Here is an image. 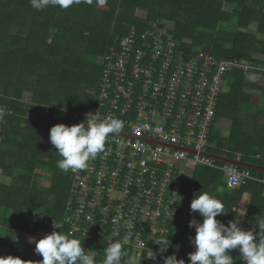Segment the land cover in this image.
Wrapping results in <instances>:
<instances>
[{"label": "trees", "instance_id": "obj_1", "mask_svg": "<svg viewBox=\"0 0 264 264\" xmlns=\"http://www.w3.org/2000/svg\"><path fill=\"white\" fill-rule=\"evenodd\" d=\"M138 11H145L146 16ZM252 24L255 33L247 30ZM133 25L140 30L171 32L178 49L187 55L202 50L249 62L252 68L248 73L237 68L225 75L216 114L217 120L230 111L235 127L246 125L240 114L251 94L245 88H264L250 77L264 75V0H92L91 4H74L68 9L49 6L42 11L33 9L29 0H0V256H19L28 264H37L42 256L35 252V243L24 241L23 235L38 240L45 229L54 230V219L63 223L61 231L71 233L66 207L73 177L70 171L57 167L62 157L49 144L50 129L58 123L80 121L68 113L67 103L73 111L97 106L103 66L96 57L118 48ZM92 87L95 94L87 95V88ZM27 90L33 93L28 102L24 100ZM263 111L264 102L251 112L256 116L251 117L248 128L239 131L233 126L228 137L214 123L208 152L235 159L239 156L264 167V144L259 141L264 131L256 123ZM217 164L223 167L226 162L217 160ZM239 167L250 169L253 178L237 188L227 186L220 168L198 165L193 170L170 217L167 256L175 253L187 264L188 253L195 251L190 243L195 228L189 227V221L202 222L203 218L191 211L190 204L200 191L224 203L226 213L217 219L226 225L246 207L247 224L264 221V169ZM44 172L52 175L46 178ZM43 179L50 184L45 185ZM72 235L102 264L107 241ZM124 249L132 257L134 248L124 245ZM231 255L234 264H245L238 251ZM144 264L163 261L148 258Z\"/></svg>", "mask_w": 264, "mask_h": 264}, {"label": "built area", "instance_id": "obj_2", "mask_svg": "<svg viewBox=\"0 0 264 264\" xmlns=\"http://www.w3.org/2000/svg\"><path fill=\"white\" fill-rule=\"evenodd\" d=\"M122 40L102 59L97 106L73 117L118 118L124 128L119 143L110 139L86 169L70 170L66 216L71 234L108 243L127 236L126 246L154 253L159 245L151 238L168 236L198 165L222 169L229 188L253 178L237 164L219 166L207 150L225 75L237 68L248 73L252 65L202 50L187 55L163 29L133 25Z\"/></svg>", "mask_w": 264, "mask_h": 264}, {"label": "clouds", "instance_id": "obj_3", "mask_svg": "<svg viewBox=\"0 0 264 264\" xmlns=\"http://www.w3.org/2000/svg\"><path fill=\"white\" fill-rule=\"evenodd\" d=\"M29 2L33 9L42 11L49 6L68 9L74 4H91L92 0H29ZM74 112L76 111H70L72 114ZM123 128L124 122L118 118L99 120L97 115L92 113L86 114L84 121L80 120L71 126L64 123L52 126L49 139L62 157L57 162L58 169L65 173L70 170L86 169L89 161L95 160L105 151L106 143L110 139L119 143L117 137ZM224 208V203L213 194L201 191L195 194L190 209L193 213H199L203 219L202 222L195 218L189 221V227L195 228V236L190 240L195 246V251L188 253L187 264H234L231 255L233 250L239 252L238 258L245 264H264V221H256L259 232L252 229L244 230L238 219L230 220L226 225L217 219L226 213ZM62 228L63 223L54 219L52 232L38 240L30 238V242L35 243V252L42 256V260L37 261V264H97L95 254L89 249L86 251L79 238L61 231ZM57 229L59 231H56ZM151 239L159 245L161 255L171 244L169 235L161 234L160 238ZM127 240V236L123 238V242L112 240L104 250L102 264H122V261L123 264H135V257H129L124 249ZM152 256L151 250L147 257ZM28 262L19 256H0V264ZM163 264H185V261L178 260L173 253L164 258Z\"/></svg>", "mask_w": 264, "mask_h": 264}, {"label": "rangeland", "instance_id": "obj_4", "mask_svg": "<svg viewBox=\"0 0 264 264\" xmlns=\"http://www.w3.org/2000/svg\"><path fill=\"white\" fill-rule=\"evenodd\" d=\"M137 14L138 15H140V16H146V12L145 11H138L137 12ZM180 21H182L181 19H180ZM249 28H252V29H249ZM247 30L249 31V32H256V26H250V27H248L247 28ZM225 31H227V30H225ZM224 34V33H223ZM185 39L186 40H188V39H190L189 37H185ZM80 56L82 55V53H80L79 54ZM103 57L104 56H101L100 57V55L98 56V57H96V61L99 63L100 61L102 62V59H103ZM102 64V63H101ZM84 89H85V87H84ZM93 90H94V92H93ZM83 93V92H82ZM81 93V94H82ZM86 94L88 95V94H95V87L93 88L92 87V90L91 89H88L87 88V92H86ZM32 95H33V93L30 91V90H27V92H26V94L24 95V100L25 101H31L32 100ZM66 107H68L66 110L68 111V113L70 114V111H72V106L69 104V103H67L66 104ZM226 113V112H225ZM228 113H229V111H228ZM227 114V113H226ZM225 119H227V120H225ZM216 123H218L217 124V126L219 125L220 126V129H221V133H222V135L223 136H229L230 135V133L232 132L231 131V129H232V127L234 126V117L231 115V113H229L228 115H227V117L226 116H223V117H221L220 118V120L218 121V122H216ZM215 123V124H216ZM70 124H72L73 125V123H70ZM69 126H71V125H69ZM235 127V126H234ZM223 128H224V130H223ZM235 129L236 130H240V129H242L241 131H244L245 129H243V126H241V125H239V126H237V127H235ZM224 133V134H223ZM49 144H51L50 142H49ZM52 145V144H51ZM208 155H210V156H212V155H214V154H212V153H208ZM212 157H214V156H212ZM215 158V157H214ZM238 158H239V156H238ZM217 159V158H216ZM234 164V163H233ZM44 174L47 176L46 178H48V176H51L52 175V173H49V172H44ZM1 178H2V175L0 174V180H1ZM43 183L45 184V185H49L50 184V181L48 180V179H43ZM0 210H1V208H0ZM50 232H52L51 230H44L43 232H42V235H41V237L42 236H44V235H46V234H48V233H50ZM23 237V240L24 241H26V242H30V238H33L34 240H37V238L36 237H34V236H28V235H23L22 236ZM30 243H34V242H30ZM2 247L0 246V252L2 251ZM150 253H147V252H142L141 250H136V251H133V255H132V257H135V264H144L145 262H146V260L148 259V258H150V259H154V260H157V261H163L164 260V258L167 256V252H165V253H163V255H161V254H159V252H154L153 253V256L152 257H147L148 255H149Z\"/></svg>", "mask_w": 264, "mask_h": 264}, {"label": "crops", "instance_id": "obj_5", "mask_svg": "<svg viewBox=\"0 0 264 264\" xmlns=\"http://www.w3.org/2000/svg\"><path fill=\"white\" fill-rule=\"evenodd\" d=\"M253 25L254 24L249 25V27L253 26ZM249 29H252V28H249ZM250 77H251V80L253 82H256L258 84H262L263 87H264V75L255 74V75H251ZM245 90L248 93L251 94V97L250 98L247 97L245 99V101L243 102V104H244L243 105V109L241 110V114L240 113L239 114L241 115V117H242L241 119L243 120V122L246 124L245 126H243V128H248L247 124H248L249 121H251V117L256 116L254 114L255 112L252 113V114H251V112L256 110L258 107L260 108L263 105V102H264V88L260 90V89H257V88L246 87ZM226 113L229 114L230 111H229V113H228V111H226ZM221 117H223V114L218 117V119L215 121V123L218 122ZM225 120H227V119H225ZM256 123L261 124V127L263 128L262 130L264 131V113H262V116L260 115L259 117L256 118ZM216 124H218V123H216ZM218 127L220 129L219 125H218ZM223 130H224V128H223ZM241 130L242 129H240L239 131H241ZM263 131H261V133ZM262 136H263V138H260L259 141L264 144V133H262ZM246 209H247V207L245 208V210H243L242 212H240L238 214L237 219L239 220L240 225L243 227L244 230L252 229V230H254L256 232H259V227H258V224H256V222H254L255 224L251 223V225L247 224L248 221H246V218H247Z\"/></svg>", "mask_w": 264, "mask_h": 264}, {"label": "water", "instance_id": "obj_6", "mask_svg": "<svg viewBox=\"0 0 264 264\" xmlns=\"http://www.w3.org/2000/svg\"><path fill=\"white\" fill-rule=\"evenodd\" d=\"M212 156H214L218 160H221V161H224V162L234 163V164L245 166V167H255V168H263L264 169V167H262V166H258V165H254V164H251V163H248V162H244V161H242L240 159L229 158V157H226V156H218V155H212Z\"/></svg>", "mask_w": 264, "mask_h": 264}]
</instances>
